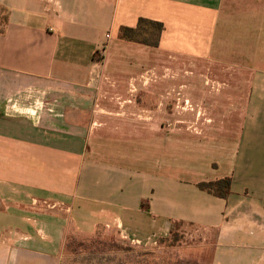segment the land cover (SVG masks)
I'll list each match as a JSON object with an SVG mask.
<instances>
[{"label": "crops", "instance_id": "0c3cea01", "mask_svg": "<svg viewBox=\"0 0 264 264\" xmlns=\"http://www.w3.org/2000/svg\"><path fill=\"white\" fill-rule=\"evenodd\" d=\"M0 6V264H60L72 228L153 246L188 226L212 264H264V0ZM140 18L158 46L119 37ZM223 177L227 198L197 186Z\"/></svg>", "mask_w": 264, "mask_h": 264}, {"label": "rangeland", "instance_id": "374dc122", "mask_svg": "<svg viewBox=\"0 0 264 264\" xmlns=\"http://www.w3.org/2000/svg\"><path fill=\"white\" fill-rule=\"evenodd\" d=\"M251 14H255V11L245 9L244 6L238 7L228 23L233 25L235 31L243 30L240 23L248 22L246 16ZM0 17H3L1 6ZM233 35L238 38L237 33ZM211 158L215 160L208 158L205 168L211 162L215 163L214 166L225 167L224 158ZM178 234L177 240L169 239L153 246H143L133 244L106 227L98 229L93 235H84L72 228L64 237L60 264H212L214 237L210 231L188 226L181 227Z\"/></svg>", "mask_w": 264, "mask_h": 264}, {"label": "trees", "instance_id": "16d2710c", "mask_svg": "<svg viewBox=\"0 0 264 264\" xmlns=\"http://www.w3.org/2000/svg\"><path fill=\"white\" fill-rule=\"evenodd\" d=\"M164 25L158 21H152L146 18H140L136 27L122 26L119 29V37L121 39L138 42L149 46H158L159 38ZM231 177H223L213 181H203L197 186L209 194L220 198H227L231 192ZM178 228L172 230L167 238H160L158 243L166 242L169 239L177 240L179 237Z\"/></svg>", "mask_w": 264, "mask_h": 264}, {"label": "built area", "instance_id": "2783aa9c", "mask_svg": "<svg viewBox=\"0 0 264 264\" xmlns=\"http://www.w3.org/2000/svg\"><path fill=\"white\" fill-rule=\"evenodd\" d=\"M133 244H140L139 241L135 240V241H132Z\"/></svg>", "mask_w": 264, "mask_h": 264}]
</instances>
